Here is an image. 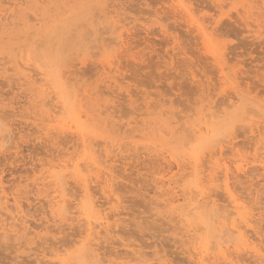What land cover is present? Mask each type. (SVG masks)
I'll use <instances>...</instances> for the list:
<instances>
[{
    "label": "rangeland",
    "instance_id": "374dc122",
    "mask_svg": "<svg viewBox=\"0 0 264 264\" xmlns=\"http://www.w3.org/2000/svg\"><path fill=\"white\" fill-rule=\"evenodd\" d=\"M28 1L0 0V10L5 12L0 17V183L9 203H6L7 209L4 206L5 209L0 210V225L13 222L6 215L14 213L17 217L19 214L15 221L17 233H3L0 227V264H60L61 260L65 264H77L79 253L87 248L80 242L85 237L87 240V232H79L82 228L77 221H51L48 198L46 195L43 197L47 193L43 190L50 183L47 178L48 182L47 179L43 181L46 186H41V178L46 173L44 171L64 158L73 160L75 157V160L81 158L82 154V147L74 134L68 132L57 137L59 131L55 127L58 124L44 120L46 117L41 115L43 107H39L40 102L34 94L36 92L30 86L43 83L44 77L48 80L49 92L60 79L58 82L61 81L60 85L67 98L64 103L69 107L74 106L77 101L79 109L86 110L82 113L87 114L90 110L87 114L89 118L83 115L87 124L94 128L89 142L92 141L95 145V155L100 162L112 166L111 171L115 177L112 183L114 194L109 193L108 198L112 203H106L104 207L111 215L109 224L113 232L106 233L105 238H109L107 240L103 237V231L100 233L104 235L97 237L100 241L97 238L90 240L91 245L96 243L93 247H99L98 251L106 259L112 260L113 264H194L190 260L191 251H187L190 246L187 247L186 236L181 233L182 223L175 214L174 220L169 214L170 207L166 206L169 195L165 194L167 185L163 184H167L170 175L174 173L172 179L176 177L177 182L178 179L181 181L178 182L179 189L186 183L187 188L183 186L191 188L195 192L192 191L193 196L196 190L201 189L211 194L219 206H230L226 204L228 200L224 199V196L227 197L223 188L205 178V173L217 164L222 165V170L224 166H229L230 174L235 172L236 164L242 163L245 165L244 170L247 168V174H232L230 188L252 209L254 219L257 218V222L253 224L259 226L256 230H261V233L257 231V235L264 240V169L253 159L255 156L264 158V126L261 122L256 124L250 121V118L257 120L258 115L264 114V0H182L190 15H186L182 7H174L171 0ZM18 2L23 4L14 7V3ZM247 7L254 16L251 14L246 18ZM36 18L38 19L34 20ZM197 24L202 25L204 32L210 36L215 53L204 45L203 34L197 30ZM19 70L28 76L29 82L22 79ZM80 96H84V99ZM229 96H236V100L239 98L237 108L241 106L240 114L235 115L228 106ZM57 100L53 92L44 100L47 101L45 108L54 116H59L61 112ZM200 111L205 114L206 119H212L216 116V111L217 115L222 111V132L206 142L208 145L205 143L202 146V159L199 162L203 163L198 167V176H182L188 170H177L174 162L170 164L173 160L168 159V153L177 148L178 152H182L181 156L184 151L189 152L190 145L196 142L194 138L197 134L189 137L193 141L187 143L188 149L182 147L186 143L180 141L184 145L179 146V141L167 138L172 142H169L172 144L171 148L168 141H164L166 135L149 133L150 128L148 135H143V130L141 135L139 130L144 128L141 126L146 124L145 121L149 125L152 121L153 125V120L157 121L162 117L179 121L176 126L184 122L191 123L200 117ZM162 113L164 116L161 117ZM226 113L232 115L226 116ZM37 124H42V129ZM249 124L253 125V132H250ZM110 129L116 130L114 132ZM110 140H114L116 148L111 145L113 142ZM103 142L105 145L110 143L108 146L111 149ZM120 142H124L123 145ZM78 145L80 149L77 148ZM175 145L180 148L174 147ZM105 147L112 150L108 151L109 157L104 153L105 150H100ZM214 149L216 154L212 153V156L210 152ZM175 152L176 156L180 154ZM181 156L178 158H182V162L189 159ZM183 156L186 157V154ZM167 159L171 161L166 163ZM219 169L217 167L216 176L221 178ZM236 174L239 176L236 177ZM193 178L197 181L190 182ZM67 181V190L72 191V194L68 191L67 208H70L74 206L73 198H76L79 190L77 191V184L73 180ZM101 186L99 181L91 182L90 189L94 196L92 199L100 203L106 200ZM95 189L97 193L94 192ZM180 192L176 193L180 195ZM18 204L21 213H15L18 212L15 206ZM108 208L111 210L108 211ZM193 210L190 220L199 223L200 210ZM196 214L198 218L195 217ZM206 222L210 224L207 228L202 225L203 233L213 225L210 221ZM214 231L216 232L215 227ZM247 231L252 236L253 231ZM102 239L107 242H102ZM135 249L138 253L134 252ZM230 251H234L231 245L227 253H231ZM244 252L245 255L237 253L239 261L242 260V263L238 262L255 264L256 258L253 259Z\"/></svg>",
    "mask_w": 264,
    "mask_h": 264
},
{
    "label": "bare ground",
    "instance_id": "6f19581e",
    "mask_svg": "<svg viewBox=\"0 0 264 264\" xmlns=\"http://www.w3.org/2000/svg\"><path fill=\"white\" fill-rule=\"evenodd\" d=\"M23 1V0H22ZM38 1V0H37ZM45 1V0H44ZM172 3H173V6L174 7H182L181 9H184L186 15H190L189 13V10L188 8H185V5L183 3L182 0H171ZM216 1H219V0H216ZM25 3H28L29 1L28 0H24ZM39 3V2H38ZM41 3V2H40ZM23 4V2H22ZM21 3H14V7H17V5H22ZM42 4V3H41ZM254 5V4H253ZM58 6V5H57ZM62 6V5H60ZM187 7V6H186ZM51 8V7H50ZM244 8V7H243ZM7 9V8H6ZM20 9V8H19ZM36 9V8H35ZM34 9V10H35ZM56 9V8H55ZM70 9V8H69ZM248 9V7H247ZM246 9V10H247ZM15 10V9H14ZM13 10V11H14ZM22 10V9H21ZM54 10V9H53ZM75 10V9H74ZM253 10V9H252ZM55 11V10H54ZM65 11H67V9H65ZM78 11V10H77ZM108 11V10H107ZM110 11V10H109ZM243 11V10H241ZM18 12V10H17ZM111 12V11H110ZM246 14L248 16H246V14H244L246 16V18H249V16H251L250 14V9H248L247 11H245ZM2 13H5L3 12V10H0V17L1 16H4V14ZM258 13V11H257ZM13 14V13H11ZM17 14V13H16ZM20 14V13H19ZM35 14V13H34ZM37 14V13H36ZM263 14V13H262ZM8 15V14H7ZM15 15V14H14ZM26 15V13H25ZM253 15V14H252ZM261 15V14H260ZM16 16V15H15ZM243 16V15H242ZM254 16V15H253ZM24 17V16H23ZM100 17V16H99ZM194 17V16H193ZM25 18V17H24ZM23 18V19H24ZM29 19V18H28ZM27 19V20H28ZM38 18L34 19V20H37ZM66 19V18H65ZM113 20V19H112ZM256 20V19H255ZM7 21V20H6ZM66 21V20H65ZM196 21V20H195ZM27 22V21H26ZM118 22V20H117ZM116 22V23H117ZM36 23V22H35ZM253 23V22H252ZM5 24V23H4ZM67 24V23H66ZM110 24V23H109ZM249 24V23H248ZM6 25V24H5ZM4 25V26H5ZM72 25V24H71ZM107 25V24H106ZM7 26H9V24H7ZM6 26V27H7ZM15 26V25H14ZM61 26V25H59ZM110 26V25H109ZM200 25V24H197L196 27H197V30L203 34V39H204V45L206 46V48H208L210 50V52L212 53H215V49L213 47V43L211 41V38L210 36H208L205 32H204V27ZM11 27V26H10ZM13 27V26H12ZM57 27V26H56ZM62 27V26H61ZM104 27V26H103ZM116 27V26H115ZM119 27V26H118ZM9 28V27H8ZM15 29H16V26H15ZM109 29V28H108ZM107 29V30H108ZM3 31V30H2ZM32 32V31H31ZM29 33V32H28ZM21 36V35H20ZM119 37H121V35H119ZM27 38H30L29 36ZM122 42V40H121ZM125 42V41H124ZM119 43V42H118ZM41 44V43H40ZM43 44V43H42ZM37 46V45H36ZM35 46V47H36ZM42 46V45H41ZM6 48V47H5ZM214 49V50H213ZM217 52V50H216ZM217 54V53H216ZM213 55V54H212ZM218 55V54H217ZM214 56V55H213ZM215 59V58H214ZM220 59V58H219ZM218 59V60H219ZM17 60V59H16ZM220 61V60H219ZM9 62V61H8ZM219 63V62H218ZM19 65V64H18ZM20 67H21V64H20ZM6 70V69H5ZM10 70V69H8ZM13 70V69H12ZM20 71V70H19ZM5 72V71H4ZM109 72V71H108ZM22 79L24 78L25 81H27L28 79V76H26V74L22 73L21 71L19 72ZM20 77V78H21ZM19 78V79H20ZM38 80V79H36ZM35 80V81H36ZM42 80L44 81L43 83L41 84H36L34 83L33 85L34 86H30V88H32V90L36 93V98L38 97V100L40 102V106L39 107H43V110H40L43 114H41L42 116L46 117V118H43L44 120L48 119V121H54V123H57L58 125L55 127V129H57L59 131L56 132L58 133L57 134V137L58 135H64L65 133L68 134L71 133V135L74 134L75 139H77L79 141V145L82 147V154H81V158H76L74 160L73 156L71 158H73V160L71 159H61L62 161L56 165H52L50 166L46 171L45 173V176H43L41 178V186L45 187L46 185L48 186V188L50 190H48V188H44L43 191L47 192L46 194L43 195V197L46 195L48 200V204L49 205V213H50V216L52 218L51 221H68V220H71L72 222L73 221H77L79 224H80V227L82 229H80L81 231L79 232H87V235H88V238L86 240V237L84 238L85 240H80L81 242V245H86L87 248L85 250H80L81 252L79 253V261L77 264H113V261L110 260V259H106L104 254L101 255V253L98 251V248L97 247H93L94 244L96 243H92L93 245H91L90 243V240L93 241V239H96L99 235L101 237V234L104 232V235L103 237L105 238L106 237V233H108L109 231H112L113 230L111 229L110 230V227H111V223L109 222L110 220V217L111 215H109L105 210L107 208L104 207V205L106 203H112L111 202V199L108 198L110 197L109 193L111 195L114 194V190L112 188V183H114L113 179H115V177L113 176L112 174V171H111V167H110V164L108 166V164H104V162H100V160L98 159L96 151L95 149L93 148V146H95L94 144H92L90 141L89 142V138L91 136L90 133H92L94 131V128L92 126H89L86 122L87 119H85L83 117V115L85 116H88L87 114H89L88 110L87 111V114L85 113H82V111L84 110H80L79 107L80 105L79 104H76V102H74V106H68L67 103H64V101L67 99L66 98V94H65V91L63 90V86L60 85V82H58L59 80H57V82L54 84L55 86L53 88H51V91L49 92L47 89H49V85H48V80L44 77L42 78ZM29 82V81H27ZM27 82H25L26 84H28ZM111 82V81H110ZM62 83L64 84V81H62ZM30 84V83H29ZM53 92L55 95H56V98L58 99L57 102V106L59 107V109L61 110L60 112V115H52V113L50 112V110L48 108H45L47 106V101H44L46 99L47 96H49V94ZM235 94V93H234ZM233 94V95H234ZM85 95V94H84ZM81 97V96H80ZM84 97V96H82ZM81 97V98H82ZM51 98H53L51 96ZM51 98H49V100H51ZM80 98V99H81ZM236 96H229L228 97V106L233 110V113H235V115H238L240 114V109H241V106L237 108V100L235 99ZM84 99V98H82ZM48 100V101H49ZM19 103V102H18ZM22 103V102H21ZM240 103V102H239ZM23 104V103H22ZM52 104V103H51ZM210 104V102H209ZM83 105V103H82ZM81 105V106H82ZM37 106V107H38ZM56 106V107H57ZM49 107V106H48ZM69 107V108H68ZM83 107V106H82ZM206 107V106H205ZM96 109V108H94ZM208 109V108H207ZM53 110V109H52ZM202 110V108H201ZM216 110V109H215ZM38 111V110H37ZM36 111V112H37ZM231 111V110H230ZM40 112V113H41ZM54 112V111H52ZM86 112V110L84 111ZM163 112V111H162ZM215 112V111H214ZM104 113V111H103ZM170 113V112H168ZM217 113V111H216ZM215 113V117H214V114H213V117L212 119H206L204 118L205 114H203L201 111H200V117L194 121V122H191V123H187V122H184V123H181L179 126H176L177 123L179 121L177 120H171V118H164L162 116H164L162 113L160 116L162 118H160L159 120H153L154 121V124L152 125L151 123H153L152 121L150 122V125L148 124L147 121L145 125H142L141 127H146V129H141L139 130L141 132V135H142V132H143V135L144 133L147 134V132L149 131V128H150V132L149 133H154L156 132L158 135L160 136H163V135H166V139L164 141H168V144L169 146L171 145V148H172V142H170V140L172 139L173 141H179L178 145L180 144V141H182L183 143H186L185 145L187 146V143L189 144L190 141L192 142L193 140L190 139L189 137L192 135H196L197 134V137L194 138V141L196 140V142L191 146V149H188L189 146H185L184 144H180L179 146L181 145H184L182 146L183 148H186L189 150H191V152H185L184 151V154H186V157L185 156H181V153L182 152H178V148H174L175 151L170 152L171 153H168L169 154V158L166 156V158L168 159H171L173 161H169L168 159L165 160L166 163L167 161L170 162V164H172V162H174L177 166V170H181L183 172H185V170L187 171V173H184L182 176H185V175H188V176H194L197 175L199 172H198V167L203 163L199 162L200 158H201V148L202 146L208 142L210 139H212L213 137L215 138V136H218L220 135V133L222 132V120H224V118L222 119V111L217 115ZM39 114V112L37 113ZM55 114H58L55 113ZM67 114V115H66ZM171 114V113H170ZM36 115V113H35ZM40 115V116H41ZM91 115V114H90ZM94 115V114H93ZM227 115H230L228 113H226V116ZM232 115V114H231ZM230 115V116H231ZM26 116V115H25ZM37 116V115H36ZM149 116V115H148ZM172 116V114H171ZM229 116V117H230ZM93 117V116H92ZM208 117V115H207ZM89 118V116H88ZM176 118V117H175ZM189 118V117H188ZM261 120H260V119ZM99 119V118H98ZM102 119V118H101ZM227 119V118H226ZM38 120V119H37ZM43 120V121H44ZM237 120V119H236ZM39 121H40V118H39ZM100 121V119H99ZM103 121V120H102ZM101 121V122H102ZM156 121V122H155ZM191 121V120H190ZM235 121V120H234ZM250 121L252 122H255L256 124L258 122H261L262 125L264 126V114L262 115V113L260 115H258L257 117V120L252 119L250 118ZM42 121H40L41 123ZM45 122V121H44ZM90 122V121H89ZM94 122V121H93ZM100 122V123H101ZM114 122V121H112ZM144 122V123H145ZM49 123V122H47ZM49 123V124H50ZM54 123H52L53 125H55ZM143 123V124H144ZM43 124V123H42ZM41 124V125H42ZM98 124V122L96 123ZM102 124V123H101ZM41 125H38L37 126L41 127L42 129V126ZM45 125V124H44ZM43 125V130H45V127ZM52 125V126H53ZM107 125V123L105 124V126ZM149 125V126H148ZM152 125V126H151ZM261 125V126H262ZM50 126V125H49ZM151 126V127H150ZM253 125L249 124V130L250 132H253ZM99 128V125L97 126ZM107 127V126H106ZM105 127V128H106ZM118 128V127H117ZM121 128V127H120ZM100 129V128H99ZM109 128L107 127V130ZM122 129V128H121ZM135 129V128H134ZM111 130V129H110ZM114 130V129H112ZM111 130V131H112ZM116 130V129H115ZM114 130V132H115ZM143 130V131H141ZM40 131V130H39ZM49 131V130H48ZM146 131V132H145ZM54 132V131H53ZM99 132V131H98ZM98 132H95V133H98ZM43 133H46V132H43ZM47 133H50V132H47ZM93 133V134H95ZM111 133V132H110ZM128 133V132H127ZM53 134V133H51ZM130 133H128L129 135ZM54 135L56 136L55 132H54ZM53 135V137L55 138V136ZM135 136V135H134ZM137 136V135H136ZM140 136V135H139ZM191 136V137H192ZM72 137V136H71ZM104 137V136H103ZM60 138V137H59ZM93 138V137H92ZM106 137H104L105 139ZM133 138V136L131 137ZM165 138V137H164ZM163 138V139H164ZM167 138H169L170 140H167ZM190 140H189V139ZM48 139V138H47ZM94 139H96V137H94ZM49 140V139H48ZM55 140V139H54ZM68 140V139H67ZM91 140V139H90ZM93 140V139H92ZM97 140V139H96ZM184 140H186V142H184ZM221 140V139H220ZM95 141V140H93ZM104 141V140H103ZM106 142H108L107 140H105ZM263 141V139H262ZM53 142V141H52ZM55 142V141H54ZM53 142V143H54ZM89 142V143H88ZM96 142V141H95ZM110 142L112 143L111 145L112 146H115L116 143L113 141L110 140ZM146 142V141H145ZM170 142V143H169ZM50 143H51V140H50ZM75 143V142H74ZM94 143V142H93ZM98 143V142H97ZM122 143V142H120ZM124 143V142H123ZM123 143L121 145H123ZM135 143V142H134ZM174 143V142H173ZM177 142H175L174 144H176ZM210 143V142H209ZM56 144V142L54 143ZM104 144V142H103ZM110 144V143H109ZM108 144V145H109ZM127 144V143H125ZM148 144V143H147ZM166 144V145H168ZM79 145L77 146V148H79ZM102 145V143H101ZM105 145V144H104ZM108 145H105L107 146L108 149H111L110 146ZM162 145V144H161ZM178 145H175L174 147L178 146ZM206 145H208L206 143ZM261 145V144H260ZM98 146V145H97ZM120 145L118 144V147ZM145 146V145H144ZM151 146V145H150ZM178 146V147H179ZM69 147V146H68ZM71 147V146H70ZM80 147V148H81ZM103 147V146H102ZM110 147V148H109ZM117 147V148H118ZM121 147V146H120ZM119 147V148H120ZM131 147V146H130ZM161 147V146H160ZM206 147V146H205ZM79 148V149H80ZM97 148V147H95ZM106 147L104 149H100V150H105L104 153L108 156V151L112 152V150H108ZM116 148V146H115ZM118 148V149H119ZM123 148V146H122ZM121 148V149H122ZM126 148V147H125ZM139 148V146H138ZM142 148V147H141ZM157 148V147H156ZM180 148V147H179ZM263 148V147H262ZM144 149V148H142ZM161 149V148H160ZM159 149V150H160ZM169 148H167L168 150ZM182 149V148H181ZM220 151L222 150V144L221 146L219 147ZM264 149V148H263ZM77 150V149H76ZM98 150V152L100 151ZM124 150V149H123ZM122 150V151H123ZM138 150V149H137ZM216 149L213 150V152H210L212 155V153H215ZM261 150V149H260ZM81 151V150H80ZM102 151V152H103ZM263 151V150H262ZM118 152V150H117ZM116 152V153H117ZM169 152V151H168ZM174 152L176 154H178V156H181V157H184L187 159V157L189 158L186 162H182V158H178V156H176L174 154ZM80 153V152H79ZM79 153L77 156H79ZM115 153V154H116ZM137 153V152H136ZM159 153V152H157ZM189 153V155L187 156V154ZM263 153V152H262ZM100 154V153H99ZM110 154V153H109ZM140 154V153H139ZM160 154V153H159ZM163 154V153H161ZM167 154V155H168ZM216 154V153H215ZM104 155V154H103ZM117 155V154H116ZM150 155V154H149ZM158 155V154H156ZM165 155V154H164ZM162 155V156H164ZM259 155V154H257ZM264 155V154H263ZM130 156V155H129ZM205 156H208V155H205ZM213 156V155H212ZM61 157V156H60ZM59 157V158H60ZM103 157V156H102ZM109 157V156H108ZM123 157V156H122ZM126 157V156H125ZM150 157V156H149ZM158 157V156H157ZM211 157V156H210ZM54 158V157H53ZM83 158V160H82ZM127 158V157H126ZM165 158V157H164ZM110 160V158H108ZM120 159V158H119ZM163 159V158H162ZM202 159V158H201ZM205 159V158H203ZM208 159V158H207ZM255 163H258V165L264 169V158H260L258 156H255V158H253ZM56 161V160H55ZM207 161V160H206ZM109 162V161H108ZM205 162V161H204ZM209 162V161H207ZM235 162V161H234ZM45 163V162H44ZM57 163V161H56ZM201 163V164H200ZM206 163V162H205ZM237 163V162H236ZM235 163V164H236ZM239 163V162H238ZM217 164V163H216ZM205 165V164H204ZM168 166H169V163H168ZM171 166V165H170ZM202 166V165H201ZM245 166V165H244ZM244 166L242 165V163L240 164H236L234 167H235V172L234 173H241V172H246L245 169L244 170ZM206 167V166H205ZM217 167L219 169V171L222 173V177L221 178H218V176H216L217 174ZM233 167V168H234ZM169 168V167H168ZM255 168V167H254ZM86 171H84V170ZM172 169V168H170ZM207 169V167H206ZM205 169V170H206ZM229 166L228 167H225L224 166V169L222 170V165L221 164H217V166L215 168H210L208 173L206 174L205 173V178H207V181L208 182H216V186H219L221 187V189L223 188L224 190V194H226V197L224 196V199L228 200L226 204H229L230 206L228 205H222V206H219L217 203V200L214 198H212L211 194H209L208 192L204 191V190H201V189H198L196 190V194L193 196L192 194V189L187 188V186L185 185L186 183H184L183 185L186 186V188L182 185V187H180L179 189V184L178 182L180 181V179H178L179 181L177 182V179L175 177V179L173 180L172 177L174 176V173H172V175H170L169 179L167 180V184H163V185H167L166 187V190H165V194L169 195L167 198H166V206L168 205L170 207V210L171 212H169V214H171V216L173 217V214L176 215L177 220L182 223V226H181V229L183 230V235L184 237L186 236V239H187V247L190 246V249H188V253L190 252V255L192 257V259L190 260H193L192 262H194V264H222V261L224 262V264H240L242 262V260L239 261V258L238 257V252H241V254L244 253H247L249 255H251V258L253 257V259L258 260V263L255 262V264H264V246L262 244V242L264 241L261 237H259V235H257V231L256 230V225L253 224V222H257V218L254 219V213L252 212V209L248 207V205L244 204V202H242V199L237 196L235 194V192H233V188L231 189L230 187L231 186V181H230V177H233L232 174H234L233 172L230 174L229 172ZM259 169V168H258ZM45 170V169H44ZM200 170V169H199ZM232 170V169H231ZM42 171V170H41ZM171 171V170H169ZM43 172V173H44ZM86 172V173H85ZM88 172V173H87ZM202 172V171H200ZM219 172V173H220ZM203 173V172H202ZM201 173V174H202ZM220 173V174H221ZM249 173L248 171L246 172V174ZM236 174V177H238ZM176 175V173H175ZM180 175V174H178ZM203 175V174H202ZM242 175V174H241ZM251 175H252V172H251ZM188 176H186L188 178ZM198 176V175H197ZM245 176V175H244ZM249 176V175H248ZM255 176V175H254ZM41 177V176H40ZM49 179V184H46L43 183V181L45 179ZM182 180H183V177H181ZM197 178V177H196ZM202 178V177H201ZM247 178V177H246ZM48 179H47V182H48ZM73 180L76 184H77V191L79 190V192L77 193V196L76 198H73L74 199V206L70 208H67V200H68V191L71 193L72 191L69 189L67 190V180ZM93 179H95V181H99L101 183V189L103 190V194H105L106 196H103V197H106L104 200V202L101 201V203L99 201H95L94 199H92V197L94 198V196L92 195L93 192L90 191L91 189V182H95ZM190 179V178H188ZM194 180H190V182L192 181H197L195 178H193ZM204 179V178H203ZM232 179V178H231ZM234 179V178H233ZM185 180V179H184ZM202 180V179H201ZM205 180V179H204ZM238 180V179H237ZM240 180V179H239ZM248 180V179H247ZM189 181V180H188ZM186 181V182H188ZM219 181V183H218ZM1 182V181H0ZM3 182V181H2ZM46 182V183H47ZM181 182V181H180ZM189 182V183H190ZM230 182V183H229ZM72 183V182H71ZM98 183V182H97ZM201 183V182H200ZM43 184V185H42ZM75 184V185H76ZM161 184V185H162ZM172 184H174L175 186H171ZM196 184V183H194ZM208 184V183H207ZM214 184V183H213ZM69 185V184H68ZM198 187V184L196 185ZM204 186V184H203ZM165 187V186H164ZM206 187V186H205ZM204 187V188H205ZM234 187V186H233ZM256 187V186H255ZM41 188V187H40ZM93 188V187H92ZM157 188V187H156ZM159 188V187H158ZM179 189V190H175V189ZM200 188V187H198ZM210 188V186H209ZM160 189V188H159ZM75 190L74 193L77 192ZM163 191V190H162ZM162 191H161V194H162ZM178 191H181L180 192V195L177 194ZM38 192V191H37ZM96 192V189L95 191ZM160 192V191H159ZM177 192V193H176ZM194 192V191H193ZM252 192V191H251ZM255 192V191H254ZM40 193V191H39ZM97 193V192H96ZM108 193V194H107ZM195 193V192H194ZM239 193V192H238ZM72 194V193H71ZM100 194V193H99ZM159 193V195H161ZM164 194V193H163ZM218 194V193H217ZM254 194V193H253ZM95 195V194H94ZM109 195V196H108ZM219 196V195H218ZM41 197V196H40ZM100 197V196H99ZM102 197V198H103ZM160 197V196H159ZM247 197V196H246ZM7 196L2 188V185L0 183V210L1 209H5L6 207V203L7 205L9 204L7 202ZM46 198V199H47ZM101 198V197H100ZM220 200H221V197H219ZM253 198V196H252ZM45 199V200H46ZM96 199V198H95ZM116 200H118L117 197H115ZM181 202H180V200ZM251 199V198H250ZM249 199V200H250ZM155 200V199H154ZM178 202V203H176ZM247 202V201H246ZM12 203V202H11ZM14 203V202H13ZM15 203L17 204V201L15 199ZM114 203V202H113ZM116 203V202H115ZM114 203V204H115ZM247 203L250 204V202L248 201ZM70 204V203H69ZM253 204V203H252ZM120 205V204H119ZM117 205V206H119ZM159 205V203H158ZM162 205V204H161ZM5 206V207H4ZM12 206V205H11ZM10 206V207H11ZM18 212H15V213H21V207H20V204L18 205H15ZM160 206V205H159ZM158 206V207H159ZM224 206L228 207V208H231V209H227L226 207L224 208ZM251 206V205H249ZM116 207V205H115ZM255 207V206H254ZM257 207V206H256ZM255 207V208H256ZM14 208V207H13ZM23 208V207H22ZM110 208V207H109ZM108 208V211H110L111 209ZM161 208V207H160ZM253 208V206H252ZM7 209V207H6ZM11 209V208H10ZM157 209V207H156ZM193 209H199L200 210V220H199V223L198 222H192L190 220L191 218V211ZM113 210V209H112ZM221 210H222V213H221ZM254 210V209H253ZM10 212V210H8ZM194 211V210H193ZM260 211V210H259ZM2 212V211H0ZM11 212H13L11 210ZM165 212V211H164ZM224 212V213H223ZM261 212V211H260ZM259 212V213H260ZM121 213V212H120ZM163 213V212H162ZM166 213V212H165ZM196 213V211H195ZM199 213V212H198ZM262 213V212H261ZM1 214V213H0ZM13 214V215H12ZM115 214V213H114ZM113 214V215H114ZM119 214V212H118ZM19 215V214H18ZM17 215V217H18ZM21 215V214H20ZM116 215V214H115ZM163 215V214H162ZM174 215V216H175ZM262 215V214H261ZM7 218H10L11 220H13V222L11 221L10 224H1L0 227L4 233L7 232V231H11V232H14V233H17V226L15 225V221L17 220V217H16V214L14 213H11L9 215H6ZM22 216V215H21ZM198 216L197 214L195 215V217ZM256 216V215H255ZM16 217V218H15ZM164 217V215L162 216ZM263 217V216H262ZM6 218V219H7ZM117 218V217H116ZM166 218V217H165ZM168 218V217H167ZM170 218V216H169ZM168 218V219H169ZM198 218V217H196ZM4 218V220H6ZM122 219V218H121ZM175 218L173 217L172 220H174ZM22 220V219H21ZM24 220V219H23ZM50 220V219H49ZM120 220V218H119ZM193 220V219H192ZM46 221V220H45ZM169 221V220H168ZM171 221V219H170ZM206 221H210L213 223V225H211V229L208 231V230H204L205 232L203 233L202 230L204 229L202 227V225H205V227L207 228L210 224V223H207ZM25 222V221H24ZM28 222V221H27ZM176 222V221H175ZM174 222V223H175ZM178 222V223H179ZM206 222V223H205ZM260 222V221H259ZM48 223V222H47ZM110 223V224H109ZM166 223V222H165ZM204 223V224H203ZM56 224V223H55ZM60 224V223H59ZM66 225V223H64ZM260 224V223H259ZM41 225V224H40ZM51 225V224H50ZM49 226V225H48ZM113 226V224H112ZM19 227V226H18ZM24 227V226H22ZM79 227V225L77 226ZM214 227L216 228V232L214 231ZM259 227V226H258ZM257 227V228H258ZM261 227V226H260ZM21 228V227H20ZM27 228V227H25ZM202 228V229H201ZM120 229V228H119ZM180 229V231H182ZM248 229H251L253 231V234L252 236L249 234V232L247 231ZM260 229V228H259ZM20 230V229H18ZM117 230V228L115 229ZM114 230V231H115ZM201 230V232H199ZM23 231V229H22ZM103 231V232H102ZM179 231V233H180ZM261 231V230H260ZM258 231V232H260ZM102 232V233H100ZM111 232V233H112ZM117 231H115L116 233ZM119 232V230H118ZM248 232V234H247ZM13 233V234H14ZM30 233V232H29ZM28 233V234H29ZM178 233V232H177ZM252 233V232H251ZM261 233V232H260ZM119 233H117L118 235ZM259 234V233H258ZM8 235V234H7ZM6 235V236H7ZM12 235V234H11ZM16 235V234H14ZM20 235V233H19ZM77 235V234H76ZM86 235V236H87ZM113 236H115V234H112ZM255 235V236H254ZM9 237V235H8ZM83 237V236H81ZM102 237V238H103ZM183 237V238H184ZM103 238V239H104ZM20 239V238H19ZM83 239V238H82ZM100 239V238H99ZM97 238V240H99ZM102 239V242L103 241H106L107 239L109 238H105L106 240H103ZM22 240V239H21ZM24 240V239H23ZM71 240V239H70ZM72 241V240H71ZM75 241V240H74ZM77 241V240H76ZM85 241V242H84ZM100 241V240H99ZM98 241V242H99ZM183 241V240H182ZM24 242V241H23ZM22 242V243H23ZM107 242V241H106ZM123 242V241H122ZM121 242V243H122ZM21 243V244H22ZM74 243V242H73ZM18 244V243H17ZM79 244V243H78ZM100 244V243H99ZM127 244V243H126ZM125 244V245H126ZM102 245V243H101ZM124 245V244H123ZM183 245V244H182ZM184 245H185V242H184ZM230 245L233 247V253H227V250L230 248ZM20 246V245H19ZM19 246L17 248H19ZM128 246V245H127ZM130 246V245H129ZM76 247V245H75ZM78 247V246H77ZM37 248V247H35ZM39 248V247H38ZM56 248V247H55ZM83 248V247H82ZM102 248V247H101ZM25 249V248H23ZM79 249V248H78ZM77 249V250H78ZM100 249V248H99ZM139 249V248H138ZM40 250V249H39ZM46 250V249H45ZM65 250V249H64ZM102 250V249H101ZM242 250H244L242 252ZM57 251V250H56ZM63 251V250H62ZM79 251V250H78ZM77 251V252H78ZM186 251V252H187ZM76 252V251H75ZM136 252V249L135 251ZM140 252V251H139ZM185 252V251H184ZM48 254V251L46 252ZM57 253V252H56ZM63 253V252H62ZM138 253V250L137 252ZM187 253V254H188ZM64 254V253H63ZM131 254H134V253H131ZM140 254V253H139ZM186 254V255H187ZM234 254V255H232ZM237 254V255H236ZM240 254V255H241ZM246 254V255H247ZM60 255V254H58ZM57 255V256H58ZM62 255V254H61ZM66 255V254H65ZM101 255V256H100ZM142 255V254H141ZM245 255V254H243ZM64 256V255H63ZM144 256V255H143ZM61 257V256H60ZM109 257V256H108ZM235 257V258H234ZM37 258V257H36ZM65 258V257H64ZM85 258V259H84ZM141 258V257H140ZM145 258V256H144ZM61 259V258H60ZM76 259V258H75ZM146 259V258H145ZM144 259V260H145ZM242 259V258H241ZM49 260V259H48ZM65 260V259H64ZM245 260V259H244ZM254 260V261H255ZM147 261V260H146ZM240 263H239V262ZM253 261V262H254ZM50 262V261H49ZM58 262V261H57ZM145 262V261H144ZM41 263V262H40ZM55 263V262H54ZM60 264H65L62 260L59 261ZM117 263V262H115ZM70 264V263H69ZM138 264V262H137ZM247 264V262H246Z\"/></svg>",
    "mask_w": 264,
    "mask_h": 264
}]
</instances>
